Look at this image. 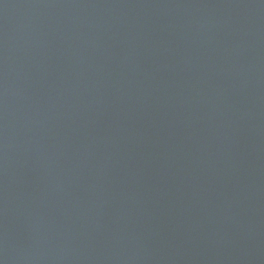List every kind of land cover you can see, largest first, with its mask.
<instances>
[{
	"label": "water",
	"instance_id": "obj_1",
	"mask_svg": "<svg viewBox=\"0 0 264 264\" xmlns=\"http://www.w3.org/2000/svg\"><path fill=\"white\" fill-rule=\"evenodd\" d=\"M0 264H264V0H0Z\"/></svg>",
	"mask_w": 264,
	"mask_h": 264
}]
</instances>
